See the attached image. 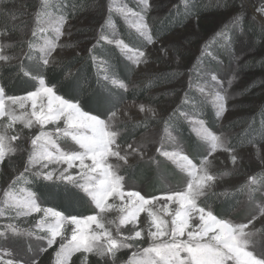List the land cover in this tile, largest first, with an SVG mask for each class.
<instances>
[{"label":"snow or ice","instance_id":"snow-or-ice-1","mask_svg":"<svg viewBox=\"0 0 264 264\" xmlns=\"http://www.w3.org/2000/svg\"><path fill=\"white\" fill-rule=\"evenodd\" d=\"M4 3L6 0H0V6ZM182 3L188 10V0H182ZM140 5V12H134L126 6H116L113 9V6L109 5V13L115 10L126 20L129 16L135 17L132 27L151 43L152 35L145 15L151 8L150 0H140ZM69 7L73 12L76 10V6L69 5L67 0H38L33 13L34 27L31 39L19 41L22 47L26 44L27 51L23 53L25 59L33 62L27 68L21 63L19 70L25 77L37 81L36 90L24 96H8L4 87L0 86V164L18 151L28 152L24 171L12 180L3 193V199L0 200V216L8 212H15L17 217L44 213L43 217L36 221L38 231L22 229L9 223L4 230H0V238L7 239L10 233L13 238L29 236L35 237L37 241H46V247L38 245L39 253L43 254L56 244L57 237H60L59 247L54 253V264H75L72 258L78 253L80 264H91L90 257L93 256L97 258V264H116L118 253L123 249H137L132 251L125 264H264V252H256L253 239L256 233L264 232V229L249 230L257 219L264 218V201L257 205V214L247 223L238 224L218 218L210 206L204 207L198 203L200 197L204 196L206 190L211 189L219 178L209 172L211 162L208 156L203 157L200 164L196 165L187 156L157 148V152L169 159L178 157L187 162L182 170L192 179L187 181L185 189L151 198H146L136 191H124L125 177L119 172L128 165L130 156H143V146L128 144L125 149H121V145L117 143L120 130L114 127L118 110L110 111L107 119L84 112L79 101L57 95L54 86H48L46 83L42 72V69L54 62L53 51L61 45L47 38L43 43H37L38 34L51 29L56 39H59L64 34L61 29L67 23ZM3 13L13 22L18 19L13 10H3ZM255 13L264 24V0H260ZM242 19L243 16L237 14L232 20V26H238ZM105 23L107 24L108 20ZM44 25H47V28ZM23 30L21 27L20 31ZM12 31H16L15 26ZM216 36L219 39L215 42L222 41L221 46L227 48L229 40L226 32L220 31ZM99 40L115 44L125 55L131 54L129 58L137 65L146 63L144 51L129 47L115 36L109 39L103 32V26ZM12 41V32L7 28L0 29V64H8L16 59L6 51L15 47ZM205 51L202 49V54ZM207 55L213 54L207 52ZM209 75L211 82L219 83L217 76L210 69ZM111 82L127 91L128 85L123 81L112 79ZM200 91L203 94L204 89L201 88ZM44 97H47L46 106L43 103ZM225 99V96L219 94L214 97L217 117L226 111ZM27 101H31L30 113L26 108ZM14 106H18L21 111L18 112ZM139 110L142 113L152 111L143 104L139 105ZM185 118L188 119L187 116ZM59 121H63V127L59 126ZM191 123L197 135L209 145V156L221 149L228 152L231 162L236 165L238 156L234 147L228 145L222 136L208 131L203 120L192 119ZM49 124L57 125L54 132L45 131V126ZM16 125H22V128L17 129ZM37 125L38 132L29 137L24 135V129L31 132ZM82 129H88L91 134H85ZM22 139H30V150L18 143ZM60 139H70L79 146V150L62 149L58 143ZM253 146L255 147L254 143ZM112 158L116 163L112 162ZM52 164H66L67 167L63 170L56 167L45 171ZM37 165L39 168H36ZM73 168H78L79 171L70 173L69 169ZM29 172L38 180L63 184L65 188L72 185L82 191L95 205L96 214L81 219L77 216H64L52 208L41 207L35 192L26 188L17 189L21 181L30 182L25 176ZM238 191L243 192L249 201H254L257 193L264 195V174L249 175ZM110 199H118L122 203H110ZM162 200L163 204L160 203ZM170 204L176 207L170 208ZM114 211L117 216L106 220V214ZM141 213L147 214L146 219L141 218ZM66 225L75 226L71 228L70 239L66 238ZM92 225H95L94 229L91 228ZM125 225L132 226L127 233L122 231V226ZM145 241L147 246L141 247V242ZM29 251H33L31 245ZM11 257L12 253L8 249L0 248V264H38V258L29 262Z\"/></svg>","mask_w":264,"mask_h":264},{"label":"rangeland","instance_id":"rangeland-1","mask_svg":"<svg viewBox=\"0 0 264 264\" xmlns=\"http://www.w3.org/2000/svg\"><path fill=\"white\" fill-rule=\"evenodd\" d=\"M132 4L134 3L135 9L127 0H91L87 8L81 11L79 14L74 16V19L67 20V23L61 29L64 33L59 39H56L55 33L49 29L47 32L38 34V43H43L44 39H52L61 47H57L52 54L53 63L57 64L75 55L86 54L91 46H93L99 40V34L102 30L107 28L106 34H109V39L116 35L114 31V23L110 25L109 20L110 15L115 16L119 19L123 25L127 28L136 32L132 24L135 22V17L129 16L126 20L124 16L113 10L111 14L109 13V5L113 6H126L132 9L134 12H140L142 5H140V0H130ZM180 0H150L151 8L146 12V21L150 25V21L158 19L162 16L165 10H169L171 7L176 5ZM260 0H236L234 7L230 11L219 15L208 16L201 21L192 20L185 27L175 30L171 35L161 39L160 41H153L151 43L145 37H142L147 42L146 50H143L146 54V63H140L139 65L133 63L132 59L129 58L131 54L125 55L119 47L114 45L121 54L134 66L135 77L132 79L131 85L127 88H138L142 85V82L150 80L153 76H168V80L160 88L150 91L144 100L138 101H128L125 102L119 109L116 120L114 121V127L120 130V135L122 133V124L136 123L140 121L152 120L155 122V126L148 129L146 132L141 134L136 139L132 140L130 144L133 146H143L142 152L143 156L133 155L129 157L128 166L135 164H143L142 172L137 175L135 182L127 181L126 176L124 180V191H136L141 193V195L146 198H151L154 196H162L171 192H178L185 189L187 181L192 179L186 171L182 168L186 165V161L178 159V157H173L169 159L159 152L157 148L162 151L169 153H178L179 155L187 156L194 164L199 165L200 163H195L188 155V151L181 144L179 138L172 134L169 130H166L163 121L167 119L173 112L176 105L180 103L183 94L189 88L198 92L211 104L216 115V108L214 106L213 100L216 94L223 95L225 99V108L223 115L217 117L219 119L220 127L226 122L231 121L233 118L239 116L243 113L242 108H247L248 103L252 102L249 99L241 97L239 91V83L241 75H238L234 71L225 72L222 71L220 76H217L219 83L211 82L209 71L200 73V78L203 83L200 86L192 88V73L195 70L197 60L201 59L202 49H205V44L208 38L215 33V31L222 25L232 24L233 18L240 14L243 19L250 18L258 25L264 28V24L258 18V14L255 13V8L259 6ZM33 4V5H31ZM38 0H13L9 3L6 0L2 6H0V29H4L2 22L5 20L6 24L10 27H16V31L12 32L13 41L15 47L6 50L8 54L14 55L16 59H13L10 63L16 62L23 55V48H20L19 41L27 40L31 38V31L34 27L33 13L37 7ZM133 4V5H134ZM3 10H13L18 19L16 21H11L10 18L4 15ZM218 17V18H217ZM220 19V20H219ZM242 19V20H243ZM108 20L106 24L105 21ZM4 21V23H5ZM214 22L216 25L214 26ZM26 24V26H25ZM105 26V27H104ZM214 26V27H213ZM23 27V32L20 31ZM47 28V25H44ZM212 27V28H211ZM6 28V27H5ZM113 28V29H112ZM211 31L207 35H203L204 32ZM139 36L140 34L136 32ZM116 38V37H115ZM8 42V41H4ZM106 42V41H104ZM71 45V47H67ZM19 48V49H18ZM241 52L242 50L239 49ZM247 52V49H243L241 56ZM50 64V65H51ZM6 64H0V67ZM203 88L204 92L201 93L200 89ZM43 103L47 105V97L43 98ZM145 105L146 108H151L152 111L140 112L139 105ZM17 111H21L18 106ZM26 108L28 112H31V101L26 102ZM126 113V114H125ZM188 119L186 122L189 126V131L191 135L205 145V153L210 160L209 172L219 176V178L213 183L211 189L206 190L205 195L208 193L214 194L217 192L231 191L237 186L242 185L249 175H254L260 170H264V142L258 146H249L245 149L236 150L235 154L238 156L236 165H233L229 158L228 152L218 149L216 152L212 153L211 156L208 155L210 148L204 140L197 135V131L194 130V126L191 123L192 119L200 120L196 117L187 115ZM107 119V118H106ZM60 127H63V121L58 122ZM56 124H49L45 126V131L54 132ZM204 127L210 131L204 124ZM17 129L22 128V125H16ZM24 135L29 137L39 131V126H35L31 132L28 129H24ZM85 134H91L88 129H82ZM212 132V131H210ZM214 133V132H212ZM216 135L222 136L226 141L230 133L227 132H216ZM119 135V136H120ZM118 136V138H119ZM117 138V140H118ZM23 146V148L30 150V139H22L18 142ZM61 148L64 150H79V146L75 145L70 139L65 141L60 139L58 141ZM127 146H121V149H125ZM28 152L18 151L15 155L10 158H6L5 161L0 164V200L3 199V193L8 189L9 184L12 180L17 177L21 172L24 171L25 163L27 162ZM90 163V161H86ZM112 162L116 163L115 159L112 158ZM123 163V162H120ZM59 167L60 170L66 168L67 165H49V169ZM39 168V165L36 166ZM123 169V168H122ZM120 170L119 174L122 175ZM79 171L78 168L69 169V172L75 174ZM31 173V172H29ZM221 173H228L227 175H220ZM57 174H59L57 172ZM123 176V175H122ZM23 188V187H19ZM17 188V189H19ZM82 192V191H81ZM83 193V192H82ZM84 194V193H83ZM85 195V194H84ZM204 195V196H205ZM86 196V195H85ZM201 196L198 203L201 205L203 197ZM87 197V196H86ZM88 198V197H87ZM89 199V198H88ZM264 201V195L261 196L260 202ZM92 210L94 211L91 215L96 214L95 205L89 199ZM110 203H115L117 205L121 204L120 200H111ZM259 202V203H260ZM161 204L164 201H160ZM257 203L253 207L245 206L244 202L240 209L235 212L237 214L240 210H245L247 207L251 215L244 220L240 221L238 219H229L233 223H247L253 215L257 214ZM170 208H175L176 205L170 204ZM44 213H33L29 216L17 217L15 212H8L4 216H0V230H4L6 225L9 223L15 224L22 229L31 230L33 232L38 231L36 228V221L43 217ZM117 213L111 212L106 214L105 219H114ZM147 214L141 213V218L146 219ZM167 218V217H166ZM51 219V218H49ZM82 219V218H81ZM264 224V218H259L254 222V225L250 226L249 230L258 229L260 225ZM74 225H66L65 232L66 238H71V228ZM131 225L122 226V231L127 233ZM139 227H144V225H139ZM92 229L95 225L91 226ZM91 230V229H89ZM115 232V229H112ZM155 230V229H153ZM45 233H40L44 235ZM186 239V236L184 237ZM255 243L256 252H264V237H259L256 233L253 237ZM60 237H57V243L54 244L47 252L40 254L38 251V245L46 247V241H37L35 237L21 236L13 238L11 234H8V238H0V248H6L12 253L11 258L23 259L26 261H31L33 258H38V264H54L55 256L54 253L59 247ZM29 245H31L33 251H29ZM147 242H141V247H146ZM137 249H123L118 253L119 259L116 264H125L132 251ZM80 254H76L72 259L75 264H80V260L77 258ZM10 258V257H6ZM76 259V260H75ZM91 264H97L96 257H90ZM102 264V262H101Z\"/></svg>","mask_w":264,"mask_h":264},{"label":"trees","instance_id":"trees-1","mask_svg":"<svg viewBox=\"0 0 264 264\" xmlns=\"http://www.w3.org/2000/svg\"><path fill=\"white\" fill-rule=\"evenodd\" d=\"M7 1L13 2V0ZM90 1L67 0L69 5L76 6L74 12L69 7L68 20L74 19L76 14L85 10ZM127 1L138 10L134 3L133 5L130 0ZM235 3L236 0H188V10H186L185 4L180 0L169 10H165L158 19L150 21L152 40L160 41L175 30L185 27L192 20L201 21L216 14L220 16L230 11ZM109 20L110 25L115 24L112 29L116 31L117 39H122L129 47L141 51L146 50L147 42L141 36L123 25L117 17L110 15ZM4 21L2 22L4 28L13 32V27ZM215 25L216 22H214ZM226 26L227 28L222 25L208 38L205 44L206 51L194 66L195 70L191 76L192 88L201 87L203 81L200 73L209 71V69L217 76H220L222 71H234L241 75L242 84L239 83L241 97L252 102L248 103L247 108H242V114L220 127L219 119L207 99L190 88L185 91L182 100L175 106L171 115L163 121V124L166 130L179 138L188 151L189 157L195 163H200L201 159L206 156L205 145L191 135L184 115L203 120L205 126L214 133L220 131L230 133L227 144L235 150L253 146V143L258 146L264 142V28L256 24L251 17L243 19L238 26H232V24ZM108 27L109 25H106L103 32L110 37L106 34ZM211 28L203 35L209 34ZM220 31H225L227 34L229 40L227 48L221 46L222 41L221 43L215 42L219 39L216 34ZM36 42L38 43V40ZM19 47L23 48V53L27 51L26 44L23 47L20 44ZM90 49L92 51L86 54L75 55L57 64H51L46 69H42V72L46 83L48 86H54L57 95L79 101L82 111L97 115L101 119H106L110 111L118 110L125 102L144 100L150 91L160 88L169 79L166 75L153 76L150 80L142 82L140 87L125 91L113 85L111 81L117 79L129 87L135 77L134 66L114 45L107 42L99 41ZM243 49H247V52L241 56ZM207 52L213 55H207ZM21 63L26 68L33 64L22 55L16 62L0 67V86L4 87L8 96H24L38 87L37 81L25 77L20 72ZM68 73L71 75L66 76ZM155 125L152 120L122 124V133L117 143L127 146ZM142 168H144L143 164L138 163L123 168L121 173L126 176L127 181L135 182L137 175L143 171ZM261 174H264V170L254 175ZM25 176L30 182L21 181L17 188L23 187L35 192L41 207L52 208L64 216H77L78 218L89 216L94 212L89 199L74 186L67 185L65 188L63 184L38 180L31 173H26ZM239 187L231 191L208 193L203 197L201 206H210L218 218L242 221L251 215L247 207H253L259 203L262 195L257 193L254 201H249L243 192L238 191ZM243 202L245 206L247 205L246 209L235 214ZM258 229H264V224ZM257 234L259 237H264V232Z\"/></svg>","mask_w":264,"mask_h":264}]
</instances>
